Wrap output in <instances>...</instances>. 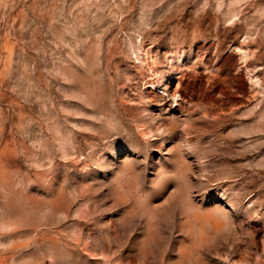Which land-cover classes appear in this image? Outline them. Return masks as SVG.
Returning a JSON list of instances; mask_svg holds the SVG:
<instances>
[{"label":"rangeland","instance_id":"obj_1","mask_svg":"<svg viewBox=\"0 0 264 264\" xmlns=\"http://www.w3.org/2000/svg\"><path fill=\"white\" fill-rule=\"evenodd\" d=\"M0 264H264V0H0Z\"/></svg>","mask_w":264,"mask_h":264}]
</instances>
